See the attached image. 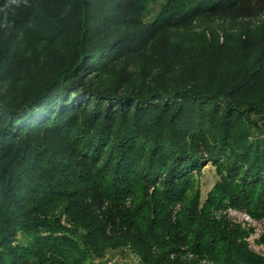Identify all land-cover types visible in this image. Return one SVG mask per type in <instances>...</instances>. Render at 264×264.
Segmentation results:
<instances>
[{
	"label": "trees",
	"instance_id": "1",
	"mask_svg": "<svg viewBox=\"0 0 264 264\" xmlns=\"http://www.w3.org/2000/svg\"><path fill=\"white\" fill-rule=\"evenodd\" d=\"M246 1L26 0L0 21V264H107L127 244L144 264H264L224 213L264 218V33L144 49Z\"/></svg>",
	"mask_w": 264,
	"mask_h": 264
},
{
	"label": "rangeland",
	"instance_id": "2",
	"mask_svg": "<svg viewBox=\"0 0 264 264\" xmlns=\"http://www.w3.org/2000/svg\"><path fill=\"white\" fill-rule=\"evenodd\" d=\"M25 2L26 0H20L18 6L12 5L6 8L7 0H0V21L6 17L22 19L23 12L28 10ZM157 7L154 6L155 11ZM177 21L156 29L146 38L144 49L151 52L153 39L162 31L167 32L169 42L185 48L213 43L224 44L229 48L240 38L257 40L264 33V0H248L227 10L197 12ZM137 68L134 63L130 65L131 71ZM137 74L141 77L139 72ZM133 75H136L135 72ZM134 78L135 76L132 77ZM217 178L215 166L211 162H205L199 172H195L194 182L199 186L201 200L205 198ZM126 202L128 203L127 200ZM224 213L231 222L250 228L245 240L252 250L264 255V244L258 242L261 232L264 231V218L256 219L245 210L231 207H227ZM104 259L107 264H144L140 255L129 244L122 248L111 249Z\"/></svg>",
	"mask_w": 264,
	"mask_h": 264
},
{
	"label": "clouds",
	"instance_id": "3",
	"mask_svg": "<svg viewBox=\"0 0 264 264\" xmlns=\"http://www.w3.org/2000/svg\"><path fill=\"white\" fill-rule=\"evenodd\" d=\"M19 3H20V0H7V3L5 5V7L7 8V7H10L12 5H17L18 6Z\"/></svg>",
	"mask_w": 264,
	"mask_h": 264
}]
</instances>
